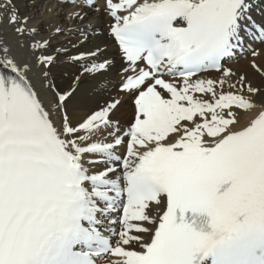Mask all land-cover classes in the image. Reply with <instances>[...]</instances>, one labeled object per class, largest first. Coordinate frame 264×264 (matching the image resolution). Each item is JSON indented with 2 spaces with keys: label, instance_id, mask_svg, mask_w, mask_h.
<instances>
[{
  "label": "snow or ice",
  "instance_id": "obj_1",
  "mask_svg": "<svg viewBox=\"0 0 264 264\" xmlns=\"http://www.w3.org/2000/svg\"><path fill=\"white\" fill-rule=\"evenodd\" d=\"M18 4L0 0L31 55L0 48V264H264V0H79L73 52ZM98 28L114 53L88 47Z\"/></svg>",
  "mask_w": 264,
  "mask_h": 264
},
{
  "label": "bare ground",
  "instance_id": "obj_2",
  "mask_svg": "<svg viewBox=\"0 0 264 264\" xmlns=\"http://www.w3.org/2000/svg\"><path fill=\"white\" fill-rule=\"evenodd\" d=\"M77 5L78 4L67 1L56 3L52 0H19L18 4L21 13L29 17V24L31 26H34L40 29L42 32L47 33L49 37L52 38V42L54 44L64 49H68L69 52H73L72 44L80 39L78 35L68 31L69 29L78 25V21H75L72 18V14L75 11H79V7ZM38 11H41L40 16L36 14ZM102 27L106 28L107 25L104 24ZM57 28L61 29L62 34H56ZM94 34H96L95 37ZM98 35H100L99 28L95 32H91L92 43L89 44L88 47L91 48L95 44H100L102 47H106L109 53H114V46H111L110 42L109 45H105L103 36H101L100 39H96ZM23 45L24 41L20 40L17 34L13 31L12 27L9 26L6 21L0 22V48L6 46L10 50L9 54L17 60H30L31 55ZM255 46L260 51V56L256 58L257 61L259 63H264V46L260 44H256ZM0 55H2V53H0ZM238 59H240V57ZM72 64L73 61L70 59V57H63V60H60L57 63L56 68L53 70L51 82L66 86L67 83L77 74L76 68L73 67ZM247 66V62L241 59L240 61L236 62L234 66L231 65L229 67L234 69H247ZM111 74L114 75L112 76L115 79H118L115 76V72ZM101 89L104 88L98 87L94 89L89 85L87 90L88 93L89 91H93V93H100ZM98 93H96L93 97L102 98L97 95ZM126 116L127 112H122L121 118L124 119ZM241 122L243 123V120ZM201 264H208L206 258L202 260Z\"/></svg>",
  "mask_w": 264,
  "mask_h": 264
},
{
  "label": "rangeland",
  "instance_id": "obj_3",
  "mask_svg": "<svg viewBox=\"0 0 264 264\" xmlns=\"http://www.w3.org/2000/svg\"><path fill=\"white\" fill-rule=\"evenodd\" d=\"M41 11H38V12H36V14L37 15H41V13H40ZM95 35L96 34H94V37H95ZM264 46V45H263ZM258 50V49H257ZM259 51V50H258ZM244 58V59H243ZM245 60L246 62H247V64H249V61H250V59H251V56L250 55H243V56H240V59H236V60H233V61H231L229 64H228V66H231V65H235L236 64V62H238V61H240V60ZM61 60H63V58L61 59ZM111 75H113V74H111ZM114 76V75H113ZM118 78V77H117ZM86 85V86H85ZM101 85V86H100ZM98 87L99 88H105V87H107L108 86V81L107 80H105L103 83H101ZM106 85V86H105ZM97 87V88H98ZM89 88V84L88 83H85L83 86H82V89H88ZM95 89V88H94ZM96 93H98V92H96ZM96 93H93V91H89V95H92V96H94Z\"/></svg>",
  "mask_w": 264,
  "mask_h": 264
}]
</instances>
